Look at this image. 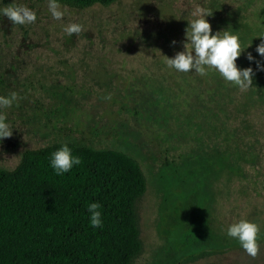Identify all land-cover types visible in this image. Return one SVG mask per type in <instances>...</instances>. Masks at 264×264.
I'll return each instance as SVG.
<instances>
[{"label":"rangeland","instance_id":"1","mask_svg":"<svg viewBox=\"0 0 264 264\" xmlns=\"http://www.w3.org/2000/svg\"><path fill=\"white\" fill-rule=\"evenodd\" d=\"M221 1L60 5L55 20L47 0H15L37 19L13 25L0 16V95L18 93L4 109L13 134L0 141V168L60 142L122 150L148 181L138 205L145 252L135 264H264V71L254 68L241 91L214 69L200 76L166 65L184 51L196 7L210 9L213 22ZM71 23L82 31L65 33ZM244 59L238 68L249 67ZM192 191L198 218L187 226ZM240 219L259 226L255 257L226 235Z\"/></svg>","mask_w":264,"mask_h":264},{"label":"trees","instance_id":"2","mask_svg":"<svg viewBox=\"0 0 264 264\" xmlns=\"http://www.w3.org/2000/svg\"><path fill=\"white\" fill-rule=\"evenodd\" d=\"M118 1L59 0V4L85 10ZM219 6V17L209 22L213 33L236 31L243 61L257 68L246 56L251 52L264 63L255 51L260 43L256 37L264 33V0H222ZM65 143L81 164L56 175L49 161ZM147 189L138 160L119 149L60 142L25 151L15 169L0 168V264H135L145 252L138 205ZM185 199L188 226L198 218V192ZM91 202L101 205V227L89 224L86 205ZM201 224L206 222L202 219Z\"/></svg>","mask_w":264,"mask_h":264},{"label":"clouds","instance_id":"3","mask_svg":"<svg viewBox=\"0 0 264 264\" xmlns=\"http://www.w3.org/2000/svg\"><path fill=\"white\" fill-rule=\"evenodd\" d=\"M47 6L53 19H62L64 12L60 10L59 0H47ZM191 15L194 19L187 20L184 51L175 53L172 58L165 57L167 67L181 73L194 70V73L200 76H206L210 70L214 69L225 81L234 84L241 91L247 90L252 85L254 71L251 67L241 69L236 65V60L244 51L236 31L228 28L213 33L207 20V17L213 15L210 9L198 6ZM0 16L6 17L13 25L31 24L37 19L35 11L16 4L15 0L11 5L0 8ZM63 31L68 35L79 34L82 31V25L71 23L64 26ZM256 38L260 39V43L255 51L264 58V33H260ZM172 44L175 45L176 41H172ZM246 58L256 63L257 70L264 71V63L255 60L251 52L247 53ZM104 99L110 100L111 96H105ZM17 100L18 93L14 91L7 96L0 95V141L13 134L4 109L12 107ZM49 163L56 175H63L70 172L74 166L80 165L81 158L73 155L72 149L65 143L51 154ZM100 207L101 205L97 202L86 205L89 224L92 228L102 226L101 212L98 210ZM259 231L256 223L240 219L228 226L226 235L234 239L248 255L255 257L259 250Z\"/></svg>","mask_w":264,"mask_h":264}]
</instances>
